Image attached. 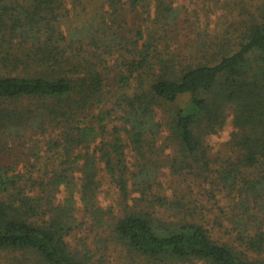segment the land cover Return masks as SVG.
Masks as SVG:
<instances>
[{
    "label": "trees",
    "instance_id": "obj_1",
    "mask_svg": "<svg viewBox=\"0 0 264 264\" xmlns=\"http://www.w3.org/2000/svg\"><path fill=\"white\" fill-rule=\"evenodd\" d=\"M101 1V23L63 30L64 0H0L2 257L104 264L113 244L144 264H264V0L234 2L224 34L184 55L165 40L171 1L134 31L120 12L147 0Z\"/></svg>",
    "mask_w": 264,
    "mask_h": 264
},
{
    "label": "rangeland",
    "instance_id": "obj_2",
    "mask_svg": "<svg viewBox=\"0 0 264 264\" xmlns=\"http://www.w3.org/2000/svg\"><path fill=\"white\" fill-rule=\"evenodd\" d=\"M146 5H140L136 9H130L125 7L121 13V17L124 20V26L126 30L132 29L134 31L136 28L145 29V26L150 25L149 23L154 19L156 13V7L153 0H147ZM171 1V6L175 9L174 20L168 19V23H172L167 30V36L165 40L168 43L169 49L173 52L184 55L188 51V46L193 40L198 39V37H206V41L217 38L224 34V28L233 19L236 14L233 3L237 0H169ZM101 0H83L80 2L74 0H64V5L62 8V22L61 28L66 30L67 28L75 27L76 25L82 24L83 20L88 19L89 21L99 22L100 14L102 11L107 10L104 3ZM102 4V5H101ZM98 13V18L93 16ZM106 17V24H110L109 15L104 14ZM120 17L117 18V20ZM94 19V20H90ZM122 20V21H123ZM101 23V22H99ZM125 31V30H123ZM230 119V117H229ZM114 124V123H113ZM231 131V125L229 120H227L224 127L218 131L216 134L208 135L205 138L207 145L211 147V152H215L219 146L224 142ZM165 132L159 135L157 143L158 145L163 143V138L165 137ZM167 153V151L165 152ZM163 158V157H161ZM126 160L127 164L131 167L134 163L132 159L131 152L126 150ZM19 168L21 164H19ZM164 172L166 168H163ZM161 179L166 180V176ZM189 187L192 191L190 198L195 202L197 206L206 208V199L196 192L195 185L187 181ZM168 190V189H167ZM64 192L58 194V198L63 196ZM136 194H133L135 196ZM98 203L101 207H106L108 205H114L117 199L116 190L106 181L100 187V192L98 194ZM194 205V203H192ZM218 204L224 205L223 199L218 197ZM218 214L217 208L213 209L211 215ZM78 216L80 214L78 213ZM228 224V223H225ZM75 237L79 239L88 235V230L82 228L81 230L74 231ZM89 236H92L90 234ZM91 237L87 239L89 244ZM108 251L105 256L106 261L104 264H144L140 259H132L125 257L123 251H119V247L113 244H108ZM115 248V249H114ZM0 253V264H12V256ZM195 264H203L201 262Z\"/></svg>",
    "mask_w": 264,
    "mask_h": 264
}]
</instances>
